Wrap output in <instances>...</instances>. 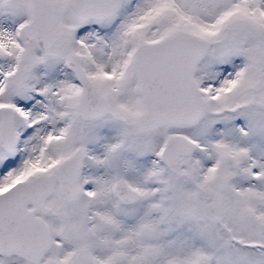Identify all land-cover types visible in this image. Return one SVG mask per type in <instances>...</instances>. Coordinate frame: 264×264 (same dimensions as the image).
Masks as SVG:
<instances>
[{"label":"snow or ice","instance_id":"obj_1","mask_svg":"<svg viewBox=\"0 0 264 264\" xmlns=\"http://www.w3.org/2000/svg\"><path fill=\"white\" fill-rule=\"evenodd\" d=\"M0 264H264V0H0Z\"/></svg>","mask_w":264,"mask_h":264}]
</instances>
